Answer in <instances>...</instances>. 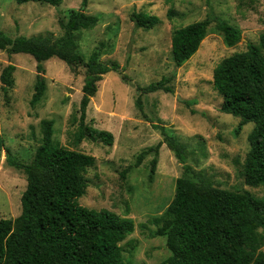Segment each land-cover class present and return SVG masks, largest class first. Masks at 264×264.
I'll list each match as a JSON object with an SVG mask.
<instances>
[{
	"label": "rangeland",
	"instance_id": "rangeland-1",
	"mask_svg": "<svg viewBox=\"0 0 264 264\" xmlns=\"http://www.w3.org/2000/svg\"><path fill=\"white\" fill-rule=\"evenodd\" d=\"M85 13L97 17V25L79 31L78 52L88 61L94 51L105 65L118 63L98 83L95 97L86 110V124L113 136L112 146L89 140L78 142L79 103L85 69L76 74L63 61L43 62L46 81L44 97L34 106L30 100L36 82V61L27 54L9 55L0 50V74L14 65V86L3 94L0 82V220H13L21 213L26 189L22 170L9 165L7 152L29 164L43 143L41 121H53L52 145L94 157L87 170V188L78 202L83 207L117 214L133 222L134 230L121 243L128 264H163L170 253L163 237L153 236L175 194V181L183 173L181 164L165 144L161 128L186 147L190 177L214 186L248 191L263 196L261 187L245 185L243 164L249 150L252 122L238 134L240 117L220 112L222 97L215 90L213 70L226 57L244 52L248 43L257 44L264 33V0H85ZM83 0H62L59 6L15 0H0V31L11 39L61 35L59 22L69 12L82 8ZM169 8L175 15L167 17ZM156 16L159 23L145 31L130 20L132 12ZM241 33L240 41L228 47L214 24L198 51L176 68L171 55L174 30L202 21L209 13ZM174 74L168 84L173 94L138 90ZM140 98L141 109L136 105ZM156 150V151H155ZM147 154L138 162L141 153ZM156 160L151 174V162ZM259 233L264 237V229ZM261 250L264 252V242Z\"/></svg>",
	"mask_w": 264,
	"mask_h": 264
},
{
	"label": "trees",
	"instance_id": "trees-1",
	"mask_svg": "<svg viewBox=\"0 0 264 264\" xmlns=\"http://www.w3.org/2000/svg\"><path fill=\"white\" fill-rule=\"evenodd\" d=\"M59 6L62 0H15ZM82 8L71 10L66 22L60 21L61 35L14 39L0 31V50L27 54L36 61V82L30 105L43 97L46 81L43 62L50 58L63 61L76 74L85 69L82 97L79 103L77 141L89 140L112 146L113 136L86 124V110L95 97L98 83L110 71H118V63L105 65L94 51L88 61L78 52L79 31L94 28L97 17ZM175 15L169 8L167 17ZM130 20L136 28L148 31L159 23L156 16L132 12ZM223 36L226 46L233 47L241 39L240 31L211 12L202 21L177 28L171 35V55L176 68L186 63L200 48L208 27ZM14 65H7L0 74L3 94L14 86ZM174 74L138 89L141 94L158 91L173 94L168 84ZM213 86L222 97L220 112L241 118L236 134L246 122L254 127L248 136L242 176L245 185L261 187L263 196L248 191L227 190L204 180L194 181L186 165V147L175 136L161 133L165 144L183 164V173L175 181V194L165 213L155 219V237H163L170 253L163 264H264L261 250L264 237V33L258 43H248L244 52L224 58L213 70ZM136 105L141 109L140 98ZM43 143L36 149L29 164H23L7 152L9 165L22 170L26 189L21 197V213L13 220H0V264H128L120 243L130 235L133 222L102 209L91 210L79 204L85 193V174L94 165V157L60 145L53 146V121H41ZM3 140L0 138V157ZM155 150V151H156ZM143 152L138 162L146 155ZM156 160L151 162V174Z\"/></svg>",
	"mask_w": 264,
	"mask_h": 264
}]
</instances>
